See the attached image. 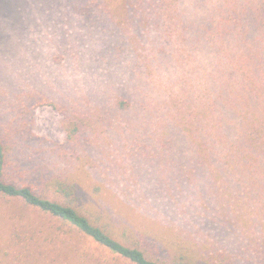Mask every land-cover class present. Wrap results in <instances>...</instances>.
I'll return each instance as SVG.
<instances>
[{
	"label": "rangeland",
	"instance_id": "1",
	"mask_svg": "<svg viewBox=\"0 0 264 264\" xmlns=\"http://www.w3.org/2000/svg\"><path fill=\"white\" fill-rule=\"evenodd\" d=\"M107 2L0 0L6 179L75 206L159 264L221 252L264 264L263 29L243 40L229 31L218 53L191 25L155 41L140 9ZM202 7L189 15L213 13ZM74 122L88 131L70 143ZM0 264L135 263L0 194Z\"/></svg>",
	"mask_w": 264,
	"mask_h": 264
},
{
	"label": "trees",
	"instance_id": "2",
	"mask_svg": "<svg viewBox=\"0 0 264 264\" xmlns=\"http://www.w3.org/2000/svg\"><path fill=\"white\" fill-rule=\"evenodd\" d=\"M107 1L108 0H106L107 5L105 9H108L111 6L110 2L108 3ZM118 1L120 2L121 0H117V2ZM128 1L132 4L135 10L140 9V11L143 12L142 17L146 21H152L154 23L155 32H157H154V38L155 41L159 42H163V38H165L166 41L168 40V34L170 33L168 31L167 34L166 31L170 29V25L173 23H176L182 27L180 30L181 35L183 34V28L187 29L189 25H191L192 31L190 30V36L193 37V39L214 40L215 44L212 43L210 46L218 53L226 50V45H223V41L224 39H227L226 36H229L230 32L237 31V36H239L237 38L243 40L248 39L247 37L251 33L249 31H251L252 28H259L263 29L264 31V0H259L256 5L251 2H248L245 5L242 3V6L238 9H234L231 7V4L221 0L220 2L219 0H213L211 2L207 1L205 3L203 2L202 4H200L201 1L199 0ZM206 4L210 6L207 7V9H213V13H210V15L203 16L198 12L189 15L188 10L194 8L200 9V7L203 5L206 6ZM223 22L228 23V25H224L223 27L220 26L219 24ZM245 24L248 26L247 29H245L247 31H245L243 28ZM237 25H241L242 29H237ZM163 30L166 32L165 36L163 35ZM213 31H216L215 35H220L221 38L218 41L221 44L216 42V36L214 35ZM209 32L210 35L212 34L211 36L207 35ZM184 39L186 38L184 37ZM255 62L257 67H263V61L261 58L257 59ZM231 73L234 77L235 73L233 71ZM235 83L238 82L235 81ZM122 104L123 106H126L124 105L126 102H123ZM244 114L245 112L243 115ZM69 116L71 119L75 118V114L73 112H71ZM260 116L262 117V114H260ZM259 122H264V119L259 118L258 123ZM245 128L247 129L246 122ZM87 131V127L82 128L78 122H74L73 126L68 132L69 142L75 143L79 141L80 133H86ZM9 161L10 155L7 153L3 140L0 136V194H3L7 197L21 198L26 204L36 207L43 212L49 213L54 217L68 222L82 233L93 238L100 245L126 259H129L135 264H159L158 262L147 258L141 249L127 246L112 237L102 227L94 224L87 216L82 214L75 206L69 203H63L44 197L37 193L35 189L29 184H20L7 180L4 174ZM69 188L70 192L65 185H61V191L67 194H72L74 192L76 193L75 188L78 187L71 185ZM215 256L216 255L208 253L206 256L204 255V257L201 259V262L204 260L205 264H241L231 254L221 252L218 256Z\"/></svg>",
	"mask_w": 264,
	"mask_h": 264
}]
</instances>
